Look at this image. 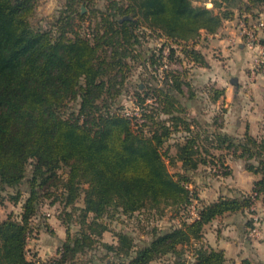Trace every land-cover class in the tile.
<instances>
[{
  "label": "trees",
  "instance_id": "obj_1",
  "mask_svg": "<svg viewBox=\"0 0 264 264\" xmlns=\"http://www.w3.org/2000/svg\"><path fill=\"white\" fill-rule=\"evenodd\" d=\"M38 1L0 0V206L22 202L19 217L0 218V264H152L164 256L184 264L188 246L189 264H232L223 249L204 243V232L218 217L254 213L259 201L264 206V140L248 132L242 137L222 132V113L214 116L216 130H209L181 101L196 96L191 76L170 65L187 61L207 67L198 46L203 31L215 34L236 16L247 23L261 20L264 0H215L212 8L192 0H106L89 14L78 9L80 0H66L53 20L36 28L31 19ZM146 30L161 39L149 56L140 49ZM138 60L146 70L165 65L160 78L153 72L152 79L132 87L141 117L118 104ZM210 92L216 101L223 90L210 87ZM213 150H227L246 160L248 170L261 173L250 193L205 203L189 188L187 172L206 165L207 157L216 155ZM168 160L180 162L184 172H171ZM212 161L221 163L215 164L222 167L221 176L231 174L222 156ZM47 199L64 204L67 231L57 254L41 259L37 253L29 256L28 242ZM195 200L200 202L196 217L170 228L153 227L141 244L122 229L114 233L116 243L104 240L108 221L147 208L162 210V205L181 211ZM75 210L83 227L71 234ZM254 223L248 218L249 232ZM99 248L106 259L113 254L117 260L96 254L80 259Z\"/></svg>",
  "mask_w": 264,
  "mask_h": 264
},
{
  "label": "crops",
  "instance_id": "obj_2",
  "mask_svg": "<svg viewBox=\"0 0 264 264\" xmlns=\"http://www.w3.org/2000/svg\"><path fill=\"white\" fill-rule=\"evenodd\" d=\"M259 16L264 20V7L259 11ZM238 21V16L226 20L215 34L203 31L202 43L198 46L209 65L192 67L191 84L196 96H184L181 101L188 107L191 115L203 123L212 119L211 124H207L213 130H216L213 125L214 116L221 108L224 118L222 132L234 137H242L248 132L259 140H264V75L254 70V57L257 52L248 49L241 42ZM261 35L263 40L264 30ZM231 38L239 41V45L232 44ZM262 47L264 52L263 42ZM210 87L223 90L216 101L210 96ZM227 165L231 169L228 176L213 179L206 174L197 180V190L202 202L210 203L220 196L236 197L242 193L248 194L255 181L261 177V173L248 170L246 164ZM256 206L259 207L262 217L259 229L264 233V206L260 201ZM251 215L246 210L216 218L206 226L204 243L223 249L232 264H242L245 259L251 264H264V237L250 236L246 225ZM65 237L46 238L47 249L42 255L38 252V256L46 259L56 255ZM190 258L193 260L192 253Z\"/></svg>",
  "mask_w": 264,
  "mask_h": 264
},
{
  "label": "rangeland",
  "instance_id": "obj_3",
  "mask_svg": "<svg viewBox=\"0 0 264 264\" xmlns=\"http://www.w3.org/2000/svg\"><path fill=\"white\" fill-rule=\"evenodd\" d=\"M194 4L196 5H205L206 7L212 8L215 0H192ZM66 0H39L36 14L32 17L31 22L32 24L38 28L43 25H46L47 22L54 19V17L58 14V11L65 7ZM106 3V0H93V3L91 4L89 0H80L77 4L78 9L82 11V6L85 9V14L91 13V10L93 7H100L102 8L103 4ZM240 19V18H239ZM238 24V23H237ZM88 25V22L86 24H83V29ZM140 37L142 38V46L140 49L143 50V52L146 54V56H149L153 51L152 48H156L161 44V39L156 37L155 34L150 33L149 30H146L145 32L141 31ZM202 43V41L200 42ZM152 51V52H151ZM164 54H169V49H166L164 51ZM255 58V57H254ZM169 60V59H168ZM167 60V62H168ZM141 60L132 62L134 68L131 71V74L129 76L127 86L124 89L123 93L121 94L119 98V105L124 106V111H127L130 115L141 117V109L137 106L135 102V97L133 95V89L138 81L141 79H147L151 77V73H155L158 78H160L159 72L162 73V69L165 68V65L156 67H149L147 70L142 68V64L140 65ZM163 62L165 63L166 60L163 59ZM171 68H176L179 70H185L187 71V76H191L192 67L191 64L185 61L184 63H177L171 61ZM169 64V63H168ZM264 75V74H263ZM153 77H151L152 79ZM162 79V77H161ZM131 88L132 90L128 89ZM184 96H181L180 98H183ZM148 102L151 105L156 106V103L153 99H149ZM222 112V109L220 108L216 114H220ZM212 120V119H211ZM205 121V123L211 124L212 121ZM209 130H212L210 126H206ZM205 127V128H206ZM182 132L175 133L172 137V139L166 143L167 146H172V142L179 138L181 136ZM169 148V147H168ZM172 154L176 153V147H172L171 149ZM214 154H216L214 157H207L208 163L206 165H201L197 170L189 171L191 177V182L189 184V188L197 189V180L201 177H204L207 175H210L213 179H219L221 177L222 167L216 166L215 164H221L216 163V161H212L214 158L218 159V157L222 156L225 164H246V160H243L241 158H236L233 156V154L227 150L223 151H214ZM205 156V155H204ZM213 158V159H212ZM169 162V160H168ZM249 162H253L255 164H258L256 160L251 159ZM169 169L171 172H184V169L181 167V163L178 162L176 165H171L169 162ZM63 175L66 176L65 169L60 170ZM31 172V166H29L28 174ZM20 188H22V191L24 192V197L27 195L26 190L28 189L27 183H24ZM198 191V190H197ZM15 190L10 189V193H14ZM82 201H79L77 204L82 205ZM257 203V202H256ZM200 206V202L197 200L194 201L195 209L197 206ZM162 210L157 209H144L141 212L134 213V215L127 217V216H120L117 219L113 221H108L109 224V230L104 233V240H107L108 242L116 241V237L114 235L115 231L117 230H125L127 232H130L133 234V236L136 238L137 244H141L143 241L149 240L151 237V230L153 227H160V228H170L172 226H178L182 220H190L194 217L192 213L193 206L189 207V209H183V210H177L174 206L171 205H162ZM64 204L61 202H57L54 205L50 204V199L45 200L43 207L40 210L39 215L34 219L33 221V231L29 236V242H28V250H29V256H33L34 253H41L44 254L47 247H45L46 238L48 239H58L59 236L65 237L67 226L64 224V219L66 218ZM68 210H71L68 208ZM22 212V202L19 204H14L11 200H7L4 205L0 206V218L5 219L8 215H13L15 217H19L20 213ZM252 215L249 218H253V215L257 216V222L254 220L256 226L261 228V211L258 206L254 207V213H251ZM73 220L70 221L69 230L71 234H75L79 232L83 225L80 223V215L79 211L75 210V213L73 215ZM260 235L264 237V233L262 230H260ZM42 244V246H40ZM96 254L97 257L106 259V252L102 249H95L89 251L87 254H84L80 256L81 260L87 261L90 260V258ZM111 256H107L106 260H110V262H115L117 259L112 257L113 254H110ZM191 248L188 246L186 248L184 260V264H189V261L191 260ZM102 260V259H101ZM101 262V261H100ZM152 264H176L174 258L170 256H164L162 258H159L158 260H155Z\"/></svg>",
  "mask_w": 264,
  "mask_h": 264
},
{
  "label": "built area",
  "instance_id": "obj_4",
  "mask_svg": "<svg viewBox=\"0 0 264 264\" xmlns=\"http://www.w3.org/2000/svg\"><path fill=\"white\" fill-rule=\"evenodd\" d=\"M238 28H239V35L241 37V42L250 50L256 51V56L254 58V70L261 71L264 74V52L262 47V31L264 30V20H258L255 22L247 23L244 19L240 18L238 21ZM231 43L234 45H239V41L235 38L230 39ZM262 49V51H261ZM192 213L194 217L197 216V210L193 205ZM253 219L256 221L258 218L257 216L253 215ZM257 222V221H256ZM255 224V223H254ZM260 229L254 225V227L250 230V236H259Z\"/></svg>",
  "mask_w": 264,
  "mask_h": 264
},
{
  "label": "water",
  "instance_id": "obj_5",
  "mask_svg": "<svg viewBox=\"0 0 264 264\" xmlns=\"http://www.w3.org/2000/svg\"><path fill=\"white\" fill-rule=\"evenodd\" d=\"M85 11V9H84V7L82 6V12H84Z\"/></svg>",
  "mask_w": 264,
  "mask_h": 264
}]
</instances>
